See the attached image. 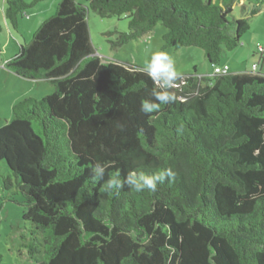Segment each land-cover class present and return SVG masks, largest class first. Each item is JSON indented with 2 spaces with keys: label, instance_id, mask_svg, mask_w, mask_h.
Masks as SVG:
<instances>
[{
  "label": "trees",
  "instance_id": "trees-1",
  "mask_svg": "<svg viewBox=\"0 0 264 264\" xmlns=\"http://www.w3.org/2000/svg\"><path fill=\"white\" fill-rule=\"evenodd\" d=\"M42 1L7 0L6 21L20 30ZM238 1L60 0L5 62L54 87L13 103L0 127L2 187L22 196L30 224L25 264H264V74L177 75L174 100L143 113L159 82L102 60L87 24L88 10L124 16L113 47L162 23V49L198 47L214 66L248 30L246 18H228ZM96 163L105 179L166 168L174 177L155 192H104Z\"/></svg>",
  "mask_w": 264,
  "mask_h": 264
},
{
  "label": "rangeland",
  "instance_id": "rangeland-1",
  "mask_svg": "<svg viewBox=\"0 0 264 264\" xmlns=\"http://www.w3.org/2000/svg\"><path fill=\"white\" fill-rule=\"evenodd\" d=\"M259 1H263V3L257 6L256 4ZM243 3L244 7H241L238 2L235 3L228 18H246L249 23L248 30L242 35L236 48L222 52L218 66H222L223 63L230 64V71H232L235 69L232 66L238 64V66L251 70L250 66L253 63H257L258 71L255 72L264 74V56L260 60V56L256 51L257 46H264V0H244ZM256 6L259 10L253 16L251 10L256 8ZM27 12L31 13V9L27 10ZM0 15H2L1 9ZM24 19L25 17L22 20ZM87 20L91 44L103 60H117L120 63L146 70L147 63L151 60L152 55L163 51L173 59L177 75L194 73L199 75L200 73L201 76H212L214 74L213 65L205 60L206 58L201 48L183 46L178 49H162L163 34L166 32V28L162 23L156 24L150 33L138 40H131L121 46L112 47L110 42L117 38V32L123 33L127 31L128 20L124 16L103 19L92 10H88ZM33 22L34 19L29 23L31 26L25 28V36L30 35L28 41L33 37L36 30ZM6 34L1 29L0 38L5 40L8 37ZM15 35L20 39L21 45L24 46L23 37H20L19 34ZM0 41L2 42V40ZM4 54L0 53V62L3 59L2 57L6 56ZM194 64L197 65L198 70L196 71L193 68ZM260 66L262 70H259ZM3 68L5 67L1 62L0 127H3L7 121L12 119L11 106L13 103L28 96H34L39 100L45 94L52 92L54 88L46 80L21 79L14 73L7 72L6 68ZM7 173L4 165L0 164V264H25L28 262L26 258L27 252L21 244L24 241L23 237L28 238L29 236L28 229L30 224L23 219L24 207L20 204L23 200L22 196L14 192L13 187L9 190H5L2 187V176Z\"/></svg>",
  "mask_w": 264,
  "mask_h": 264
},
{
  "label": "clouds",
  "instance_id": "clouds-1",
  "mask_svg": "<svg viewBox=\"0 0 264 264\" xmlns=\"http://www.w3.org/2000/svg\"><path fill=\"white\" fill-rule=\"evenodd\" d=\"M146 73L151 79L159 82L161 89L152 94L156 102L144 100L141 103L140 110L143 113H152L154 110H159L162 104H168L174 100V96L167 89L176 79L177 71L173 59L166 52L160 51L152 55L147 63ZM173 177V171L166 168L152 174H146L143 171H129L123 179L117 171L105 179V167L101 163H96L92 168V182L99 184L103 181L102 191L104 192H115L125 186L135 193L155 192L158 184H163L166 180L171 182Z\"/></svg>",
  "mask_w": 264,
  "mask_h": 264
},
{
  "label": "crops",
  "instance_id": "crops-1",
  "mask_svg": "<svg viewBox=\"0 0 264 264\" xmlns=\"http://www.w3.org/2000/svg\"><path fill=\"white\" fill-rule=\"evenodd\" d=\"M59 1L60 0H43L39 4H36L34 7L31 8V13L28 12L27 15L25 16V19L21 20L20 30L15 31L11 28L9 23L6 21L7 19L4 15L5 3L7 2V0H0V9L2 11V15H0V26H1V29L7 33L6 35L8 36L5 38V40H3V38L2 39L0 38V40H2V42L0 41V53H2V54L6 53V54H4L6 56L2 57L3 59L1 61L2 64L4 65V67H5V62L10 57H12L14 54L18 53L20 47L23 46V45H21L20 39H18L15 34H19L20 37H23V41L25 42L24 43L25 45L27 44V42L29 43L28 40H29L30 35L25 36V28H27V26H31V24L29 25V23H31V21H33V19H34L33 26L35 25L36 29H37L38 26L40 25L41 21H43L49 15H52L54 12H56V6L58 5ZM243 2H244V0L238 1V3L240 4L241 7H244ZM33 17H36V18H33ZM263 47L257 46L256 51L258 52ZM102 60H103V58H102ZM223 65L228 66V72L239 73V72H244V71H251V72L258 71L257 63H253L250 66L251 70H247L243 66H238V64H235L232 66L235 69L230 71V67H229L230 64L223 63ZM254 65L256 66L255 71L253 70ZM193 68L195 69V71L198 70L197 65H195V64L193 65ZM3 69H5V68H3ZM5 70L7 72H10L7 69H5ZM259 70H262L261 66H260ZM10 73H12V72H10ZM199 75H201V74L199 73ZM21 79H23V78H21Z\"/></svg>",
  "mask_w": 264,
  "mask_h": 264
},
{
  "label": "built area",
  "instance_id": "built-area-1",
  "mask_svg": "<svg viewBox=\"0 0 264 264\" xmlns=\"http://www.w3.org/2000/svg\"><path fill=\"white\" fill-rule=\"evenodd\" d=\"M255 69H256V66L254 65L253 70L255 71ZM227 72H228V66H226V65L218 66V64H215L213 66V73L214 74L220 75V74H225Z\"/></svg>",
  "mask_w": 264,
  "mask_h": 264
}]
</instances>
